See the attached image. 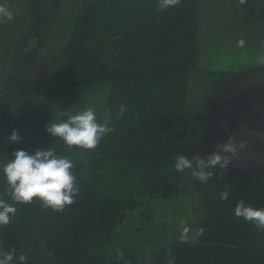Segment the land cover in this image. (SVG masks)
<instances>
[{
  "label": "trees",
  "instance_id": "trees-1",
  "mask_svg": "<svg viewBox=\"0 0 264 264\" xmlns=\"http://www.w3.org/2000/svg\"><path fill=\"white\" fill-rule=\"evenodd\" d=\"M207 1L180 0L163 10L160 0L81 2L33 135L0 145V199L17 208L10 224L0 228L3 253L24 254L26 264H167L169 252L175 264H264V232L234 215L241 200L264 209V177L235 165L209 169L207 183L190 172L199 204L194 238L169 240L155 224L116 234L119 223L141 205L180 196L176 158L197 145L205 124L197 130L189 123L190 73L202 66L208 50L202 46L221 23L220 14H227L221 15L225 19L240 13L239 3L231 6L230 0L220 6L224 10L209 13ZM245 66L213 70L203 96L206 109L240 83L264 77V58ZM103 82L109 83L114 131L96 148L69 147L46 131L60 112L70 114L75 88ZM120 105L127 106L122 117ZM21 149H53L72 160L79 187L73 204L57 212L36 199L11 201L2 166ZM225 189L229 197L221 200Z\"/></svg>",
  "mask_w": 264,
  "mask_h": 264
},
{
  "label": "rangeland",
  "instance_id": "rangeland-1",
  "mask_svg": "<svg viewBox=\"0 0 264 264\" xmlns=\"http://www.w3.org/2000/svg\"><path fill=\"white\" fill-rule=\"evenodd\" d=\"M83 1L0 0V5L13 13L11 21L0 23V145L11 142L9 137L13 130L18 131L20 139L33 135L36 114L44 108L49 81L58 67L71 23ZM239 1L243 5L237 15L243 17L236 22L239 25L233 30L234 35L220 38L221 29H212L213 34L206 31L207 47L203 44L202 48L208 50L202 51V66L190 73L189 123L197 130L202 122L205 124L197 145L181 155L189 160L196 155L207 160L210 155L219 154L230 161L228 165L264 177V77H251L233 87L210 109L202 104L215 76L213 70L243 69L248 63L264 58V0ZM218 7L210 11L216 12ZM221 15L227 14L222 12L219 19ZM108 92V82L75 88L70 99V114L91 107L98 121H103L108 113ZM224 145H231L235 151H223ZM190 172L191 169L182 172L177 199L141 205L119 223L116 234L155 224L170 234L169 240L194 238L199 204ZM2 247L0 241V255Z\"/></svg>",
  "mask_w": 264,
  "mask_h": 264
},
{
  "label": "clouds",
  "instance_id": "clouds-1",
  "mask_svg": "<svg viewBox=\"0 0 264 264\" xmlns=\"http://www.w3.org/2000/svg\"><path fill=\"white\" fill-rule=\"evenodd\" d=\"M179 3L180 0H160L159 7L163 10L175 7ZM12 19L13 13L6 6L0 5V23ZM126 111L127 106L120 105L117 115L122 117ZM56 119L58 122H50L46 131L69 147L94 149L105 136L114 131V127L110 126L112 114L110 112L105 114L103 122H99L95 110L91 107L76 114L60 112ZM19 139L18 131L13 130L9 140L17 142ZM222 149L235 151L231 145H224ZM6 160L7 162L2 166V175L7 184L8 195L15 204H29L36 199L43 208L62 212L65 206L74 203L79 187L72 171L73 162L68 157L57 155L53 149H40L34 153L21 149L16 150L11 158ZM193 162L196 164L195 167ZM229 162L228 159L215 153L207 160L199 155L193 156L191 160L184 155H179L174 167L179 172L191 169L194 178L207 183L213 175L209 169L217 166L226 168ZM228 197V189L219 193L221 200H227ZM16 212L17 208L14 204L0 199V228L8 226ZM234 215L251 223L258 231L264 232V209L253 208L241 200L235 206ZM41 246L43 247L44 244ZM168 255L167 264H175V257L170 252ZM27 259L26 255L21 254L16 257L14 251H11L0 255V264H13L14 260L16 264H26Z\"/></svg>",
  "mask_w": 264,
  "mask_h": 264
},
{
  "label": "crops",
  "instance_id": "crops-1",
  "mask_svg": "<svg viewBox=\"0 0 264 264\" xmlns=\"http://www.w3.org/2000/svg\"><path fill=\"white\" fill-rule=\"evenodd\" d=\"M226 1L227 0H218V1H216V0H209V1H207L206 2L207 3V5H206L207 6V11H209V13H211L212 11H210V10H211L212 7H217V6H219V7L221 6L222 7V5H224V2L226 4ZM236 2L239 3V5H240V1L239 0H235V1L234 0L233 1L230 0V3L229 4L231 6H233V4L236 3ZM242 2H244V0ZM239 5H238V7H241L243 4H241L240 6ZM221 10H224V8H221ZM219 21H221V23L218 25L217 29H224V31L229 30V33H230V34H228L226 32H221L219 34L220 36L223 37V36L234 35L232 33L233 32V29H236L239 24L236 25V22H238V20H236V18L233 15H231L230 17H226L225 19L221 16ZM231 38H233V37H231Z\"/></svg>",
  "mask_w": 264,
  "mask_h": 264
}]
</instances>
